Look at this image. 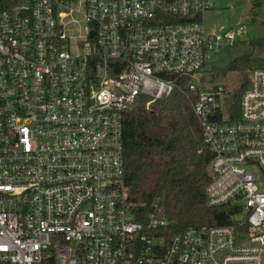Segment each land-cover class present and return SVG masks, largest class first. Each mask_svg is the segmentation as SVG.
Wrapping results in <instances>:
<instances>
[{
  "label": "built area",
  "instance_id": "2783aa9c",
  "mask_svg": "<svg viewBox=\"0 0 264 264\" xmlns=\"http://www.w3.org/2000/svg\"><path fill=\"white\" fill-rule=\"evenodd\" d=\"M217 1L0 0V264H264V68L223 110L204 67L244 26L208 30ZM175 91L237 213L169 237L127 199L123 119Z\"/></svg>",
  "mask_w": 264,
  "mask_h": 264
},
{
  "label": "trees",
  "instance_id": "16d2710c",
  "mask_svg": "<svg viewBox=\"0 0 264 264\" xmlns=\"http://www.w3.org/2000/svg\"><path fill=\"white\" fill-rule=\"evenodd\" d=\"M257 48L258 59L252 53L236 57L228 71L242 73L251 60L259 61L264 68V39ZM221 75L224 74L213 70L209 83ZM247 85L245 78L236 97ZM148 101V97H138L137 104L123 119L128 201L147 211L152 204L159 205L168 222L164 232L169 237L189 227L232 225L235 209L206 204L211 155L193 114L194 97L175 91L147 109Z\"/></svg>",
  "mask_w": 264,
  "mask_h": 264
},
{
  "label": "rangeland",
  "instance_id": "374dc122",
  "mask_svg": "<svg viewBox=\"0 0 264 264\" xmlns=\"http://www.w3.org/2000/svg\"><path fill=\"white\" fill-rule=\"evenodd\" d=\"M238 23L244 26L243 34L235 40L233 46L220 47L204 67L205 78H211L213 70L224 74L213 81V85L225 89L220 98L223 110H228L234 104L235 93L242 87L245 78L248 79L250 72L262 68L259 61L251 60L242 73L228 71L231 61L236 57L251 53L255 59L260 56L257 46L264 39V0H218L215 8L204 18L208 30L226 28ZM236 108L239 109L238 105Z\"/></svg>",
  "mask_w": 264,
  "mask_h": 264
},
{
  "label": "water",
  "instance_id": "95a60500",
  "mask_svg": "<svg viewBox=\"0 0 264 264\" xmlns=\"http://www.w3.org/2000/svg\"><path fill=\"white\" fill-rule=\"evenodd\" d=\"M107 84H112V85H114V82L109 81V82H107ZM116 90H117V92H122L121 89H116Z\"/></svg>",
  "mask_w": 264,
  "mask_h": 264
}]
</instances>
